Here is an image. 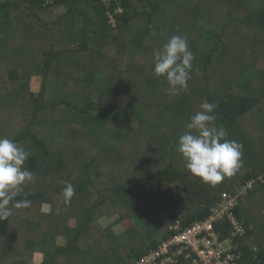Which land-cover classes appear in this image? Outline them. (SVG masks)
<instances>
[{"label":"trees","instance_id":"1","mask_svg":"<svg viewBox=\"0 0 264 264\" xmlns=\"http://www.w3.org/2000/svg\"><path fill=\"white\" fill-rule=\"evenodd\" d=\"M173 35L195 56L178 96L153 75V50ZM205 101L243 145L240 169L214 187L176 151ZM0 137L30 152L35 174L15 198L30 207L0 221V264H36V255L37 264H135L178 220L209 218L224 193L250 181L234 211L245 232L233 244L238 264H264V0H0ZM110 211L117 218L102 228Z\"/></svg>","mask_w":264,"mask_h":264},{"label":"clouds","instance_id":"2","mask_svg":"<svg viewBox=\"0 0 264 264\" xmlns=\"http://www.w3.org/2000/svg\"><path fill=\"white\" fill-rule=\"evenodd\" d=\"M194 59L187 39L173 35L153 50V75L166 80L169 95L178 96L188 88ZM198 107L188 117L176 151L193 176L214 187L240 169L243 145L228 139L226 129L215 124V103L205 101ZM29 155L17 141L0 137V221L7 220L13 209L30 207L29 200L15 199L28 184L35 182V174L25 167ZM74 195V186L66 182L62 189L63 202L70 204Z\"/></svg>","mask_w":264,"mask_h":264},{"label":"built area","instance_id":"3","mask_svg":"<svg viewBox=\"0 0 264 264\" xmlns=\"http://www.w3.org/2000/svg\"><path fill=\"white\" fill-rule=\"evenodd\" d=\"M254 181L222 195L211 216L189 225L178 220L170 227V236L161 238L157 250H152L135 264H176L180 257L190 260V264H238L243 256L238 244L233 242L244 235L243 224L234 211L240 197L252 188ZM222 224H231V236L222 230Z\"/></svg>","mask_w":264,"mask_h":264},{"label":"rangeland","instance_id":"4","mask_svg":"<svg viewBox=\"0 0 264 264\" xmlns=\"http://www.w3.org/2000/svg\"><path fill=\"white\" fill-rule=\"evenodd\" d=\"M56 13L57 14H61L64 12V9L60 6V5H57L56 6V9H55ZM110 24L114 27L115 23L113 21L112 18H110ZM151 37H156L157 34H158V30L155 29L154 27H151ZM190 28H193L192 26H190ZM41 77H36V78H33L31 83H30V88L32 90V92L34 94H37L39 91H40V88H41ZM186 198V194L184 192L180 193L177 195V199L180 201V202H183ZM44 210L46 212L50 211V207L45 205L44 207ZM262 213L264 214V208L262 209ZM117 216L115 215V212L114 211H110L108 213L107 216H105L101 221V227L102 228H105V227H109L115 220H116ZM132 224H134V226H138L139 223L138 221H136L135 219L134 220H124L122 223L116 225L113 230H115L116 233H119L121 230H125V229H128ZM69 225L70 226H73L75 227L76 226V222L74 220H70L69 221ZM34 261L35 263H40L41 262V257L40 255H36L35 258H34Z\"/></svg>","mask_w":264,"mask_h":264}]
</instances>
